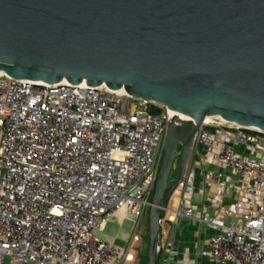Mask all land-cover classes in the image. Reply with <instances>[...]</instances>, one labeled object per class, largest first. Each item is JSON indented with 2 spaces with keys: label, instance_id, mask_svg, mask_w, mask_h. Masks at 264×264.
<instances>
[{
  "label": "built area",
  "instance_id": "2783aa9c",
  "mask_svg": "<svg viewBox=\"0 0 264 264\" xmlns=\"http://www.w3.org/2000/svg\"><path fill=\"white\" fill-rule=\"evenodd\" d=\"M172 113L106 86L0 73V264L130 262ZM198 175L215 215L196 210ZM175 194L178 211L163 214L176 226L185 219L218 230L199 256L264 264V132L204 120ZM119 219L131 223L126 246L103 238ZM162 246L161 236L159 256Z\"/></svg>",
  "mask_w": 264,
  "mask_h": 264
},
{
  "label": "water",
  "instance_id": "95a60500",
  "mask_svg": "<svg viewBox=\"0 0 264 264\" xmlns=\"http://www.w3.org/2000/svg\"><path fill=\"white\" fill-rule=\"evenodd\" d=\"M0 73L123 90L190 119L171 120L158 164L146 258L158 264L163 212L204 120L264 132V0H0Z\"/></svg>",
  "mask_w": 264,
  "mask_h": 264
},
{
  "label": "crops",
  "instance_id": "0c3cea01",
  "mask_svg": "<svg viewBox=\"0 0 264 264\" xmlns=\"http://www.w3.org/2000/svg\"><path fill=\"white\" fill-rule=\"evenodd\" d=\"M204 183L201 175H198L197 189L194 193V205L199 213L205 212L215 215V210L208 207L205 196L202 193ZM177 208L173 211H178ZM230 204V201L226 202ZM220 216V215H219ZM165 222L162 230V254L159 256V264H214L208 258L199 256V253L206 248L207 239L218 233L217 229L201 225L192 220H182L179 226L173 223L174 214H163ZM129 223V224H128ZM116 227V232L111 228ZM103 238L107 241L115 240L121 246H126L131 239V223L114 221L107 225ZM133 244H131L132 250ZM132 257V256H131ZM133 261L132 260L130 262Z\"/></svg>",
  "mask_w": 264,
  "mask_h": 264
},
{
  "label": "rangeland",
  "instance_id": "374dc122",
  "mask_svg": "<svg viewBox=\"0 0 264 264\" xmlns=\"http://www.w3.org/2000/svg\"><path fill=\"white\" fill-rule=\"evenodd\" d=\"M237 151L242 152V149L240 147H237ZM245 154L247 155L248 153H245ZM181 155H182V148L179 147L177 154H176L175 161H174V167H173L171 178H170L171 180L177 179V177L179 175ZM179 200H180V196L175 194L172 197V199L170 200V203L168 205L169 209L175 210L177 208V204H178ZM126 215H127V213L122 214L123 217H126ZM120 220L121 219H119L118 221L120 222ZM116 230H117V228L112 226L111 231L116 232ZM138 235L140 238V242L133 244L132 250L130 251V255L133 257V261L127 262L125 264H139L140 263V261H139L140 260L139 259L140 254L145 253V250L147 251V249H146L147 248L146 237H148V212L144 215L142 220L139 222Z\"/></svg>",
  "mask_w": 264,
  "mask_h": 264
},
{
  "label": "trees",
  "instance_id": "16d2710c",
  "mask_svg": "<svg viewBox=\"0 0 264 264\" xmlns=\"http://www.w3.org/2000/svg\"><path fill=\"white\" fill-rule=\"evenodd\" d=\"M156 113H159V112H161V110L160 109H156V111H155ZM147 244H148V237H146V246H147ZM147 249V248H146ZM139 256V255H138ZM146 258H147V251L145 250V253H143V254H140V256H139V261H140V263L139 264H147L146 263ZM158 264H159V260H158Z\"/></svg>",
  "mask_w": 264,
  "mask_h": 264
},
{
  "label": "bare ground",
  "instance_id": "6f19581e",
  "mask_svg": "<svg viewBox=\"0 0 264 264\" xmlns=\"http://www.w3.org/2000/svg\"><path fill=\"white\" fill-rule=\"evenodd\" d=\"M120 92H124L123 90L122 91H120ZM173 114V119H183V120H187V121H190V119L189 118H187V117H185V116H182V115H179V114H177V113H172ZM210 118L208 117V118H206L205 120H209Z\"/></svg>",
  "mask_w": 264,
  "mask_h": 264
}]
</instances>
